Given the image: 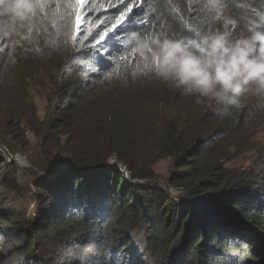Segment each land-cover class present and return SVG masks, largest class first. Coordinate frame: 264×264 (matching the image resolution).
<instances>
[{"label": "trees", "instance_id": "obj_1", "mask_svg": "<svg viewBox=\"0 0 264 264\" xmlns=\"http://www.w3.org/2000/svg\"><path fill=\"white\" fill-rule=\"evenodd\" d=\"M96 1L89 6L85 0L80 7L79 0H42L47 14L35 19H21L0 5V140L11 151L13 142H24L10 110L18 102L4 83L11 80L3 71L6 60L39 52L38 71L55 84L59 61L66 65L98 40L102 29L93 27L99 20L93 14L82 16L94 10ZM176 1L175 11L165 0H150L132 10L130 22L139 24L122 36L133 33L144 19V34L196 42L206 30L229 31L238 38L264 20V0H221L226 17L210 16L205 0ZM122 14L109 10L100 19L111 28ZM113 44L105 43L102 57L83 59L96 69L90 75L94 80L86 82L91 91L82 95L74 88L68 102H58L46 130L39 125L31 130L49 159L45 165L32 156L35 168L57 174L67 162L72 165L56 179L35 181L34 211H25L13 229L27 255L18 264H56L63 256H72L64 264H264V174L229 168L231 159L221 155L229 156L228 148L235 156L251 147L254 133L264 125V96L245 93L240 107L218 112L214 101L157 83L148 62L129 52L127 40L107 49ZM28 60L19 58L18 66ZM69 65L72 79H78L83 67ZM63 82L60 92L68 85ZM87 107L92 109L89 115H78ZM112 160L130 172L131 180L154 186L127 181L108 167ZM162 160H171L173 168L163 185L196 197L206 216H198L182 196L157 188L154 167ZM14 168L0 159V187L7 194L15 186L10 177ZM5 200L0 198V217L9 225ZM0 238V264H16V248L6 250L9 234L0 230ZM35 248L42 253L39 259Z\"/></svg>", "mask_w": 264, "mask_h": 264}, {"label": "rangeland", "instance_id": "obj_2", "mask_svg": "<svg viewBox=\"0 0 264 264\" xmlns=\"http://www.w3.org/2000/svg\"><path fill=\"white\" fill-rule=\"evenodd\" d=\"M150 1V0H147ZM171 9L174 11L177 8V1L176 0H165ZM218 8H210L207 5L209 4V0H205V10L209 13L211 16L213 13H215L217 16L221 17V14L226 17V14L221 12V0H218ZM133 4L136 6L133 7ZM144 4H140L138 0H97L96 6L93 11L85 12L82 16H85V19L88 18L89 14H93L96 18L95 27L101 28L102 30L99 31V35L97 36V42L92 44L88 49L84 50V53H80V56L70 59L69 61L74 62V65L76 67H83L82 72L80 73V76L78 79L73 80L72 77L74 74L72 69L70 68V63H66V65L62 66V61H59L58 67L60 69V77L56 81V83H52L48 81V78L46 75H42L38 71V60H40L39 52H32L29 56H19L14 58L13 60L7 59V67L4 68V73L6 75H9L11 80L8 82H4L10 90H12V97L15 101H17V106L14 108L11 107L10 110H14V120L16 127L19 128V131L23 134V145L16 144L13 142L14 150L11 151L8 146L0 140V159L7 160V162H12L15 164V168L11 172V179L14 181L15 186L7 194L8 191L6 188L0 187V198L6 199L5 201H9L4 207V211L8 212L11 219V224L6 225L4 224V217H0V230L7 232L9 234V242L10 244L6 250H10V247L16 248L18 251L13 262L18 264L20 261H23V258L27 255H25L22 252V242H17L15 240L16 235L18 234L17 230H13L16 228L17 221H20V219H23L24 212L28 211L27 214L33 213L34 211V202H32V198L36 195L35 191V181L39 180L41 178H50V179H56L62 173L52 174V172H44L41 170H38L33 166V164L30 162L29 158L32 156L36 158L37 162L43 163L47 165L48 160L45 156H43V153L40 151V144L39 141L35 138V136L31 133V130L34 126L39 125L41 129H45L47 125H49L51 120V117L55 115L56 113V106L58 105V102H68L69 97L68 93L73 92L74 88L77 90H82L84 93L90 92L91 88L87 90L86 88V82L94 79L91 78V74L95 73V70H92V61L91 62H84L83 59H87L86 57H89L93 54L97 56H101V51L103 52L105 43H98L100 40V37L103 35L104 32H109L110 36L113 35V29H116L119 31L120 37L125 32V30L133 24H139L136 22V19H133L130 22V12L132 10L139 9ZM127 8V12L125 13V9ZM116 9H119V11L123 12V14L116 20L115 24L111 26V28H107V26L104 23V18L100 19V16L102 13L106 11H114ZM131 9V11H129ZM81 16V17H82ZM144 23V19L141 21ZM120 37L109 38L106 40V43L110 44L112 41L115 43L113 45H108L107 49L109 47H116L118 45H122V43H117V39ZM1 47V46H0ZM100 49L99 53H94L97 50ZM28 54V53H27ZM24 57L25 60L29 59L28 61L24 62L22 65L18 66L20 63L19 58ZM66 61L68 59H65ZM146 60H144L145 62ZM69 65V66H68ZM24 67V68H23ZM144 68H141V70ZM31 76V79H27ZM75 76V75H74ZM23 79L19 81L18 83H15L14 80L17 79ZM68 82V85L66 86L65 92H60V89H62V86L64 85V80ZM157 83L165 84V85H171L170 83L163 82L161 80H157ZM27 86V87H26ZM47 88H50V92H47ZM93 88V87H92ZM93 90V89H92ZM53 93L55 94V98L53 99ZM66 95V96H64ZM93 100H91L92 102ZM11 101L7 102L5 106H8ZM92 109L91 107L85 108L84 111L79 112L78 115H89L91 113ZM85 113V114H84ZM37 121V122H36ZM49 121V122H48ZM251 147L246 148L243 151L236 152L234 156L233 151L231 148H228L230 154L229 156L225 154L224 152L221 154L224 158L231 159L228 162L229 168H238L241 171H253L257 174L263 175L264 174V125H262L255 133L251 140ZM39 154V155H38ZM57 156H55L56 158ZM225 160V161H227ZM53 161V159H52ZM116 162V160H112L111 162ZM110 162V163H111ZM117 163V162H116ZM50 164V163H49ZM119 165V163H118ZM64 166V165H63ZM125 172L128 173L130 179L131 175L130 172L127 171L125 167H122L119 165ZM156 174L159 176L158 181H160V184L156 185L158 189L168 191L175 197H178L180 195H177L176 193L170 192L172 189H168L163 184L165 182L166 177L172 172V166H171V160H162L158 161L157 164L154 167ZM4 172V171H3ZM123 176H125L126 180L131 182L126 177V174L122 171H120ZM14 177V178H13ZM4 180V175L0 176V181ZM144 181L143 185H151V181L148 180H139ZM156 180H154L155 182ZM5 181H3L4 183ZM137 184V183H132ZM8 228H11L8 230ZM26 228V226H25ZM142 235V234H139ZM1 240V238H0ZM1 250V249H0ZM35 250L37 256L42 255L41 251L37 248L33 249ZM89 248H86L85 251H88ZM47 250H45V253ZM1 253V252H0ZM2 257V256H1ZM39 259V257H38ZM72 259V256L65 257L58 259L56 261V264H64L66 261Z\"/></svg>", "mask_w": 264, "mask_h": 264}, {"label": "clouds", "instance_id": "obj_3", "mask_svg": "<svg viewBox=\"0 0 264 264\" xmlns=\"http://www.w3.org/2000/svg\"><path fill=\"white\" fill-rule=\"evenodd\" d=\"M213 2L218 0H209V5ZM0 5L7 12L22 13L24 19L39 8L36 0H0ZM127 42L130 53L148 62L155 79L170 83L183 95L214 101L218 112L240 107L245 93L264 96V20L238 38L229 31H217L197 43L133 32Z\"/></svg>", "mask_w": 264, "mask_h": 264}, {"label": "snow or ice", "instance_id": "obj_4", "mask_svg": "<svg viewBox=\"0 0 264 264\" xmlns=\"http://www.w3.org/2000/svg\"><path fill=\"white\" fill-rule=\"evenodd\" d=\"M36 2L39 4V8H38V11L32 15L29 19H35L37 16H44L46 15V8L48 7L45 3L42 2V0H36ZM138 2L140 4H144L147 2V0H138ZM85 4V0H79V6L80 7H83ZM88 5L90 6L91 5V0H88ZM136 5L133 4V7H135ZM208 7L210 8H218L219 5L218 3L216 2H213L211 5H207ZM58 7V5H57ZM129 11H131V9H129ZM18 17H20L21 19H24L23 18V14H16ZM74 15L76 16L77 20L79 19V15L77 13H75L74 11ZM134 23V22H133ZM147 30V25L144 24L142 22L141 25L139 26H134L131 31L133 32H141V33H144L145 31ZM206 35V30L198 37H196V42L197 43H202V37ZM117 37H120V34H119V31L116 30V29H113V35L110 36L109 32H104L103 35L100 37V40L98 41V43H106V40L109 39V38H114L116 39ZM130 37V34L127 35L126 37H120L119 39H117V43H122L124 40H127L128 41V38Z\"/></svg>", "mask_w": 264, "mask_h": 264}, {"label": "water", "instance_id": "obj_5", "mask_svg": "<svg viewBox=\"0 0 264 264\" xmlns=\"http://www.w3.org/2000/svg\"><path fill=\"white\" fill-rule=\"evenodd\" d=\"M72 164L67 162L63 168L61 169V171L59 173H63L66 168L68 166H71ZM109 168H113V169H116V170H119V171H122L126 174V177L130 179L129 175L127 172H125L119 165L118 163H116L115 161L114 162H111L108 166ZM132 181V180H131ZM132 183H137V184H140V185H143L144 184V181H139V180H133ZM170 192H173V193H176L177 195H180L184 198L185 202L192 208L195 210V212L197 213L198 216L200 217H203V216H206L207 215V212H206V209H205V206L203 204H201L198 199L194 196H191L186 190L180 188V189H172L170 190ZM232 220H234V218H232ZM235 221V220H234Z\"/></svg>", "mask_w": 264, "mask_h": 264}]
</instances>
